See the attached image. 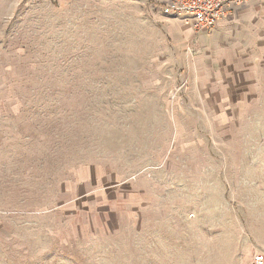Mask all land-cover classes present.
I'll list each match as a JSON object with an SVG mask.
<instances>
[{
	"label": "rangeland",
	"instance_id": "obj_1",
	"mask_svg": "<svg viewBox=\"0 0 264 264\" xmlns=\"http://www.w3.org/2000/svg\"><path fill=\"white\" fill-rule=\"evenodd\" d=\"M169 2L0 0V264L264 256V7L203 59Z\"/></svg>",
	"mask_w": 264,
	"mask_h": 264
},
{
	"label": "crops",
	"instance_id": "obj_2",
	"mask_svg": "<svg viewBox=\"0 0 264 264\" xmlns=\"http://www.w3.org/2000/svg\"><path fill=\"white\" fill-rule=\"evenodd\" d=\"M261 7H264V0H252L245 6L231 7L228 9L227 16L221 19L209 32L196 33L190 27L191 36L194 35L195 41L200 43L203 59L207 47L206 42L213 43L211 48L214 50H217L216 45H221L223 50L236 52H247L254 49L259 41L258 32L251 25V21L256 18V11ZM260 32L262 33V30Z\"/></svg>",
	"mask_w": 264,
	"mask_h": 264
},
{
	"label": "built area",
	"instance_id": "obj_3",
	"mask_svg": "<svg viewBox=\"0 0 264 264\" xmlns=\"http://www.w3.org/2000/svg\"><path fill=\"white\" fill-rule=\"evenodd\" d=\"M252 0H170L169 9L182 16L184 24L194 32H209L221 19L227 16L229 8L241 7ZM264 256L254 255L247 264H263Z\"/></svg>",
	"mask_w": 264,
	"mask_h": 264
}]
</instances>
